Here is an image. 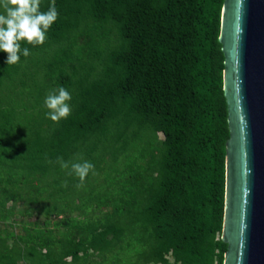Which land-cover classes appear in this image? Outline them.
Listing matches in <instances>:
<instances>
[{"label": "trees", "instance_id": "16d2710c", "mask_svg": "<svg viewBox=\"0 0 264 264\" xmlns=\"http://www.w3.org/2000/svg\"><path fill=\"white\" fill-rule=\"evenodd\" d=\"M51 3L52 0L41 1L40 10L47 11ZM222 3L223 0H55L58 18L46 33L43 45L20 42L21 49L28 48L30 55L24 57L21 52L20 61L10 66L6 63L7 53L0 51V89L5 81H13L12 77L20 74L22 66L37 69V57L53 50L50 59L40 63L42 77L57 89L72 88V111L59 122L46 115L35 117L19 133L18 145L0 143V186L22 187L33 182L45 186L46 180L52 179V192L39 188L36 194L44 193L57 204L60 202L55 207L57 213L61 212L69 208L62 202L69 195L67 186L73 181L79 184L80 180L68 174L71 164L63 173L57 158L94 164L96 152L108 138L122 141L108 151L115 157L138 138L143 142L144 155L139 162L126 166L134 164L128 170L132 190L119 196L121 206L112 207L103 220L130 207L131 220L142 219L143 228L156 242L145 257L147 261L165 263L162 254L171 253L174 261L182 264H208L214 259L222 264L226 251L220 240L225 142L229 137L223 54L218 43ZM110 31L117 41L102 58L100 71L90 76L89 70L75 79L73 63L90 52L101 59L97 44L109 40ZM21 86L24 88L23 82ZM12 103L10 100L7 104ZM10 111L0 108L1 130L13 124ZM113 125L115 130L109 133ZM122 125L125 131L117 132ZM144 131L151 136L143 140ZM158 133L164 136L160 144L156 142ZM144 157L147 160L140 162ZM64 177L65 188H59ZM1 187L4 199L6 193L1 192ZM0 212L7 213L1 208ZM50 213L44 209L46 218ZM76 222L73 217L62 218L50 230L38 228L17 239L26 247L38 246L46 251L54 247L62 264L67 257L69 264H86V251L102 252V243L93 244L86 227ZM59 227L67 230L58 238L53 232ZM80 252L84 255L79 256ZM46 254L53 257L52 252Z\"/></svg>", "mask_w": 264, "mask_h": 264}, {"label": "rangeland", "instance_id": "374dc122", "mask_svg": "<svg viewBox=\"0 0 264 264\" xmlns=\"http://www.w3.org/2000/svg\"><path fill=\"white\" fill-rule=\"evenodd\" d=\"M109 34V40L106 42L100 41L97 44L101 51V59L95 58L90 52L85 56L80 55V61L73 63L75 79L82 78V76L89 73V70H92L90 76L100 71L102 58L105 57L108 50L112 49L117 41L113 31H110ZM70 39H72V36H70ZM52 53L53 50H48L37 57L39 59V67L37 69L33 67L27 68V65L22 66L20 74L13 76V81H5L0 89V108L3 110L9 109V112H11L10 109L13 111L11 115L13 118L12 126L7 127L5 125L2 130L0 128V143L3 145H9L10 147L18 145L21 141L19 133H23L24 125H27L35 117H45L49 111L44 104L45 98L51 90L57 88L52 82L49 83L43 80V69L42 66L40 67V63L49 60ZM71 73V70L68 69L67 74L71 76ZM21 82L24 83V88H22ZM68 91L71 94L72 88ZM10 100L13 103L7 104ZM68 103L72 111L71 100ZM114 130L115 126L113 125L109 133L111 131L114 132ZM116 131H125V129L122 125L121 127L118 126ZM127 132H131V128ZM141 136L144 140V138L150 137L151 133L144 131ZM163 139L162 133L156 134V142L158 144ZM125 140L130 139L125 138ZM121 143V140L118 141L112 137L102 143L101 150L96 152L98 159L94 163V173H89L82 187L77 188L75 181L72 183L75 188L71 183L67 186V188L70 187V190H67L69 195L62 202L69 204V208L61 212L57 213L55 207L59 206L60 202L57 204L58 202L49 199L44 193L42 195L36 194L39 188H45L47 192H52L53 188L49 185L52 179H47L45 186L43 185L44 183L41 185L38 182H33L30 185L24 184L22 187L0 186L4 188L1 192L5 191L6 193L4 199L0 195V208L7 211V213L0 212V264H37L40 260H44L41 257L40 247L32 245L26 247L17 238L23 237L29 231L38 228L50 230L58 220L69 217H73L75 222L77 221L75 225L77 223L80 225L81 222L86 227L88 231L86 234L89 235V239H92L93 244L101 245L102 243V252L100 250L94 252L93 250H87L85 255L84 252L79 253L81 256L84 255L83 257H86V264H182L175 262L171 253L162 254L161 257L165 260V263L145 260L146 255H149L150 249L155 246L156 242L153 241L150 233H148L149 230L143 228L142 219L131 220L132 212L129 209L130 207L127 211L120 214L113 213L111 218L103 220L105 215L111 213L112 207L121 206L122 200L118 199L119 196H122L121 194L124 191L132 190L129 182L131 174L128 173V170L130 166L134 167V164L129 167L126 166L130 162H139V157L144 155L142 151L143 142L141 143L138 138L132 139V142H130L132 144L127 146L124 152H121L118 156L115 157L108 154L111 147L119 146ZM146 160L147 157H144L140 162ZM62 171L66 173L67 170L63 169ZM68 174L70 175V173ZM60 181L59 188H65L64 182L66 178L64 177ZM29 191L31 193L27 195L26 193ZM90 194H92L91 198L87 199ZM108 201L110 203L105 205ZM44 209L51 210L47 218L44 214ZM101 223L108 225L103 224L102 227ZM66 230V228L61 231L56 229L55 231H58V233L54 234V231L53 235L59 238L61 234H66ZM101 238H103V241L106 240V242L103 243ZM217 238L219 236L216 235ZM97 240L98 243L96 242ZM53 249L54 247L50 251L47 250V252H53ZM83 257H81V260H83ZM55 258H57L56 255ZM208 264H218V261L214 259Z\"/></svg>", "mask_w": 264, "mask_h": 264}, {"label": "water", "instance_id": "95a60500", "mask_svg": "<svg viewBox=\"0 0 264 264\" xmlns=\"http://www.w3.org/2000/svg\"><path fill=\"white\" fill-rule=\"evenodd\" d=\"M223 264H264V0H223Z\"/></svg>", "mask_w": 264, "mask_h": 264}, {"label": "clouds", "instance_id": "9594fccd", "mask_svg": "<svg viewBox=\"0 0 264 264\" xmlns=\"http://www.w3.org/2000/svg\"><path fill=\"white\" fill-rule=\"evenodd\" d=\"M41 0H0V7L4 9L0 13V51L7 53L8 66L20 61V53L24 57L30 55L28 48L21 49L22 41L33 46L43 45L46 33L58 18L55 0L47 11L40 10ZM72 99L71 94L64 87L51 90L45 98L44 104L49 110L47 118L53 122L66 119L71 114L68 103ZM51 162V161H50ZM62 169H68L71 164V173L75 174L80 183L77 188L83 186V182L90 172L94 173V164L87 160L65 162L57 158Z\"/></svg>", "mask_w": 264, "mask_h": 264}, {"label": "crops", "instance_id": "0c3cea01", "mask_svg": "<svg viewBox=\"0 0 264 264\" xmlns=\"http://www.w3.org/2000/svg\"><path fill=\"white\" fill-rule=\"evenodd\" d=\"M58 229H59V231L65 230L64 227H59ZM57 233H58V231H55L54 234H57ZM55 237H56V235H55ZM46 252L47 251L44 248L40 250L41 257L44 258V260L43 259L40 260V262H38L37 264H62V263H60L59 258H55V255H58V254L56 252H54V249H53V252H52L53 253V257L51 256V258H48L46 256L47 255ZM78 255H80V254H78ZM69 263H70V257H67L65 259V263L64 264H69Z\"/></svg>", "mask_w": 264, "mask_h": 264}]
</instances>
